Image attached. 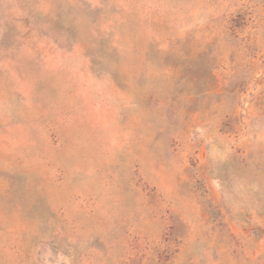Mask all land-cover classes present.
Returning <instances> with one entry per match:
<instances>
[{
    "label": "rangeland",
    "instance_id": "rangeland-1",
    "mask_svg": "<svg viewBox=\"0 0 264 264\" xmlns=\"http://www.w3.org/2000/svg\"><path fill=\"white\" fill-rule=\"evenodd\" d=\"M0 264H264V0H0Z\"/></svg>",
    "mask_w": 264,
    "mask_h": 264
}]
</instances>
